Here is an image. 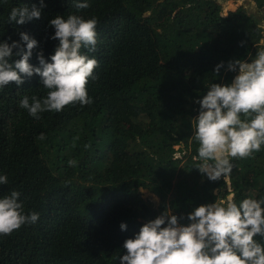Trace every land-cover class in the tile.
<instances>
[{"label":"trees","instance_id":"obj_1","mask_svg":"<svg viewBox=\"0 0 264 264\" xmlns=\"http://www.w3.org/2000/svg\"><path fill=\"white\" fill-rule=\"evenodd\" d=\"M77 2L89 7L78 10ZM33 4L41 0H0V43L26 47L20 33H28L38 41L29 63L39 67L37 54L50 62L59 43L52 19L95 18L96 50L81 51L98 61L97 78L87 85L92 104L40 119L19 107L26 95H47L40 76L0 89V176L8 179L0 198L17 191L25 214H39L0 236V264H120L124 242L158 216L189 224V213L217 199L264 200V146L232 159L227 183L209 180L193 160L198 101L213 83L232 82L238 72L226 71L229 61L249 62L264 50L257 14L242 4L224 13L219 0H43L40 19L9 22L14 7ZM255 239L264 246V236Z\"/></svg>","mask_w":264,"mask_h":264},{"label":"clouds","instance_id":"obj_2","mask_svg":"<svg viewBox=\"0 0 264 264\" xmlns=\"http://www.w3.org/2000/svg\"><path fill=\"white\" fill-rule=\"evenodd\" d=\"M35 4L14 7L9 22L24 25L40 19L42 8ZM76 9H87L88 3L77 2ZM95 18L85 19L76 14L67 18L57 16L50 21L55 29L51 37L59 43L50 57L37 54L39 67L29 63L38 41L21 32L20 42L0 43V89L11 83L17 86L33 75L41 77L47 95L41 99L27 95L19 107L30 116L40 119L45 112H61L66 106L90 105L89 80H94L95 58H89L82 49L94 52L97 45ZM14 49L20 59L10 63ZM224 62L215 67L219 75ZM226 71L238 72L230 84L213 83L207 94L199 100L200 111L194 124V138L198 143L196 168L211 181L227 179L233 171L232 159H247L264 146V50L257 51L251 62L234 60L227 63ZM243 117V118H242ZM38 139H45L43 133ZM90 145H85L89 148ZM75 167L77 161L70 160ZM7 176H0V185L7 184ZM20 193L12 191L0 198V236L11 235L24 225H33L39 214H25ZM264 200L244 199L237 204L231 196L214 203L196 207L186 217L163 214L144 224L134 238L127 239L126 254L120 264H264V246L255 239L264 236ZM166 225V226H165ZM122 231L127 224L121 223Z\"/></svg>","mask_w":264,"mask_h":264},{"label":"rangeland","instance_id":"obj_3","mask_svg":"<svg viewBox=\"0 0 264 264\" xmlns=\"http://www.w3.org/2000/svg\"><path fill=\"white\" fill-rule=\"evenodd\" d=\"M219 1L223 5L224 13H227V11L229 9H234V8H236L242 4L245 7H247L249 11H253L255 14H257L260 22H263V25H264V4L260 6V5H258L256 0H219ZM249 62H251V61H249ZM176 146L179 147V145H176ZM181 146H183V145H181ZM180 153H182V152H180V150L176 151L177 155H180ZM143 191H144L145 197H149L150 199L155 201L156 204L158 203L159 198L157 195H155L152 191H149L147 189H143ZM231 197H233V196L231 195Z\"/></svg>","mask_w":264,"mask_h":264},{"label":"built area","instance_id":"obj_4","mask_svg":"<svg viewBox=\"0 0 264 264\" xmlns=\"http://www.w3.org/2000/svg\"><path fill=\"white\" fill-rule=\"evenodd\" d=\"M182 225H187V224H182Z\"/></svg>","mask_w":264,"mask_h":264}]
</instances>
